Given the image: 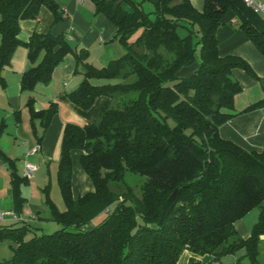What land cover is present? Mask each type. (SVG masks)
<instances>
[{"label": "trees", "instance_id": "obj_1", "mask_svg": "<svg viewBox=\"0 0 264 264\" xmlns=\"http://www.w3.org/2000/svg\"><path fill=\"white\" fill-rule=\"evenodd\" d=\"M91 1L116 26L115 38L126 49L102 68L90 64L89 52L73 47L65 33L34 32L28 42L18 38L21 21L38 19L43 6L53 13L54 24L61 22L64 10L56 0H0V86H6L2 71L14 51L25 46L31 63L42 60L22 75V91L49 84L55 69L73 54L84 79L68 94L72 103L90 110L100 97L109 98L95 121L64 128L57 180L66 209L52 200L50 184L43 190L49 219L61 229L37 235L39 228L25 221L20 227L0 225V242L17 245L13 257L0 264H180L185 251L215 261L242 249L246 254L236 264H258L264 150L247 151L220 134V127L237 115L234 101L242 86L234 70L256 73L244 58L221 55L217 31L233 12L238 28L264 55V17L244 0H204L203 10L191 0ZM145 1L154 4V11L143 9ZM192 67V73L182 75ZM93 79L120 81L95 85ZM34 105L30 98L32 128L40 119L47 129L58 104L40 111ZM258 108H264V99L244 112ZM76 151L94 185L78 197L73 192ZM0 158L9 164L13 211L21 216L26 202L21 188L30 180L18 173L15 160L1 151ZM127 172L146 178L138 192L126 183ZM255 208L258 220L250 236L242 238L236 222ZM104 212L106 217L88 228ZM189 264L201 262L192 258Z\"/></svg>", "mask_w": 264, "mask_h": 264}, {"label": "crops", "instance_id": "obj_2", "mask_svg": "<svg viewBox=\"0 0 264 264\" xmlns=\"http://www.w3.org/2000/svg\"><path fill=\"white\" fill-rule=\"evenodd\" d=\"M56 1L64 10L63 20L54 24L53 13L48 7L43 6L38 19L21 21V31L18 38L22 42H28L34 32L52 33L54 35L65 33L73 47H76L77 50L84 48L89 52V58L92 57V51L99 52V55L105 59L114 58L107 51L112 46L101 45L118 41L115 38L117 28L106 16L96 12L95 4L91 0ZM191 1L195 8L203 10L204 0ZM217 37L221 55H237L244 58L256 73L255 77L243 69L234 70L235 79L242 86V91L235 96L234 101V110L237 115L220 127V134L247 151H262L264 150V108L245 112L244 110L264 99V55L238 28L233 12H229L225 16L224 23L218 28ZM119 47L115 48L116 54L123 50ZM41 60L42 56L36 63H31L28 59V49L25 46H18L12 55L10 64L4 67L2 71L6 86H0V151L7 158L15 160L17 171L21 176H24L26 161L38 166L30 184L21 188L22 195L26 198L21 218L31 226L50 218L43 215L47 213L45 197L44 203L34 201L35 191L44 190L43 187L48 184L51 186L50 196L57 207L61 211L66 209L65 204L64 206L59 205L53 197V192L59 186L57 173L65 126L68 123L84 126L95 121L102 108L109 101L108 97H100L90 110H83L72 103L68 94L77 89L84 79L83 69L77 67L76 57L73 54L67 55L55 69L49 84H38L34 91H22V75L33 66L38 65ZM88 61L90 63V59ZM193 71L194 67L185 68L182 75H188ZM30 98L35 99L34 106L37 111L47 109L51 103L58 104V112L47 129H44L40 119L34 120L32 128L31 115L27 107ZM37 146H40V150L30 154ZM80 156L79 151L73 154V192L75 197L93 189L92 182H89L83 174H79ZM4 163L8 165V163ZM5 174L7 177L10 175L9 166L8 171L5 169ZM82 189L85 192L81 193ZM3 192V198L12 197V207L9 209L7 205L8 209L3 211L14 210L12 186L8 189L5 186ZM16 222L20 221L9 220L10 225ZM236 228L242 238H247L251 234V229L245 226L241 219L236 222ZM262 239L263 245L264 236ZM263 255L264 252L261 251L258 264H264ZM199 257L201 256L193 254L192 258L197 260ZM210 257L212 258V256ZM246 260L248 259L246 258Z\"/></svg>", "mask_w": 264, "mask_h": 264}, {"label": "rangeland", "instance_id": "obj_3", "mask_svg": "<svg viewBox=\"0 0 264 264\" xmlns=\"http://www.w3.org/2000/svg\"><path fill=\"white\" fill-rule=\"evenodd\" d=\"M138 1H141V0H138ZM124 7L127 10H130V7L127 4H125ZM143 9L146 12H152V11H154V4L151 1H145L143 3ZM187 33H188L187 30H185L183 28L179 29V34L181 36H186ZM140 34H141V31H138L135 34H133L132 37L130 38V42L131 43L134 42L139 37ZM101 46H112V48L107 49V51L109 52V54L113 55L114 58L105 59V57L102 58L99 55V52L96 53V52L92 51V57L89 58L90 64H92L98 68L105 67L111 61L119 59L126 54V49L123 47V44L120 41H115L113 43L110 42L108 44L104 43ZM119 46L121 48H123V50H122V52L120 51L119 54H116L115 48H118ZM119 50H121V49H119ZM110 57H112V56H110ZM234 78H235V76H234ZM119 81L120 80L93 79L92 83L95 85H102V84H107V83H117ZM28 117L30 118V116H28ZM8 166H9V164L7 165L2 161L0 162V213L4 212L3 210H7L8 208L10 209L12 207V201H11L12 197L11 198H8V197L3 198V195H4L3 189L5 188V186H6V189H8L9 187L11 188V185H10L11 184V176L8 175V177H7L5 174V169L8 171ZM79 168H80L79 174H83V176L89 182H92L91 179L87 176L86 172L83 171L81 167H79ZM76 173H77V169H76ZM78 177H77V180H78ZM125 180L129 186H132L135 189V191L138 192L141 184H143V182L146 180V178L142 177L140 175H135L131 172H127L125 175ZM29 184H30V182H29ZM92 187H93V189L91 191L94 190L93 183H92ZM43 188H45V187H43ZM91 191H89V192H91ZM80 192L81 193L85 192V190L82 189ZM85 193H88V192H85ZM44 197H45V194H44L43 189H40L37 192L35 191V193H34V201L35 202H39V201L43 202ZM53 197H54V200L57 203H59V205L64 206L65 203L63 201L62 193H61L59 186L53 192ZM7 205H8V208H7ZM45 207L47 209V213L43 214V215H45L46 217H50V210L47 208L46 205H45ZM65 208H66V206H65ZM112 209H114V207H112ZM106 215L107 214L104 212L99 217L94 219L92 221V223L89 224L88 228H93L96 225H98L106 217ZM258 215H259V210L257 208H255V209H252L251 211H249L241 220L244 222L245 226L252 229V227L254 226V224L258 220ZM9 220L10 219L6 220L5 222L0 221V225L10 226V227H20L23 224V222H16L15 224L10 225ZM33 226L36 228H39V230H37V235L51 234V233H54L55 231L61 229V226L59 224H57L56 222H54L50 219L42 220L38 224H32V227ZM31 236H32V234H31ZM31 236H29V238ZM240 236L242 237L241 234H240ZM12 247H17V245L10 242V241L0 242V263L4 262L5 260L11 259L13 257L14 250L12 249ZM261 251L264 252V244L261 246ZM245 254H246V251L244 249H242L239 252H237L236 254L226 255V256L222 257L220 260L212 261L213 259L209 255H206L204 257L201 256L197 260L200 261L201 264H209L210 262H212L213 264H236L237 259L244 256ZM192 257H193V254H191L189 251H185L180 258V264H189ZM262 258H264V255L262 256ZM244 261L246 263H248V260L245 259Z\"/></svg>", "mask_w": 264, "mask_h": 264}, {"label": "built area", "instance_id": "obj_4", "mask_svg": "<svg viewBox=\"0 0 264 264\" xmlns=\"http://www.w3.org/2000/svg\"><path fill=\"white\" fill-rule=\"evenodd\" d=\"M246 5L254 10V12L260 14L264 17V0H244ZM40 150V146L35 147L30 154H34ZM38 170V166L32 162H25V172L24 177L31 180L34 178L36 171ZM8 219H13L15 221H24L21 216L16 214L15 211H4L0 213V221L5 222ZM26 222V221H25Z\"/></svg>", "mask_w": 264, "mask_h": 264}]
</instances>
